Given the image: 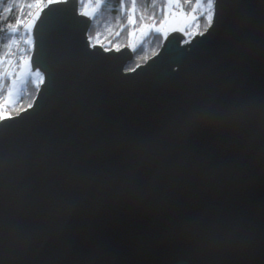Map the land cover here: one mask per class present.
I'll list each match as a JSON object with an SVG mask.
<instances>
[{
    "label": "water",
    "instance_id": "obj_1",
    "mask_svg": "<svg viewBox=\"0 0 264 264\" xmlns=\"http://www.w3.org/2000/svg\"><path fill=\"white\" fill-rule=\"evenodd\" d=\"M211 2L126 74L77 0L41 12L42 84L0 123V264H264V0Z\"/></svg>",
    "mask_w": 264,
    "mask_h": 264
},
{
    "label": "trees",
    "instance_id": "obj_2",
    "mask_svg": "<svg viewBox=\"0 0 264 264\" xmlns=\"http://www.w3.org/2000/svg\"><path fill=\"white\" fill-rule=\"evenodd\" d=\"M43 0H0V77L4 72L6 60L13 48V37L23 20L28 18L37 4ZM179 6L190 12L197 6V0H178ZM86 2V0H83ZM98 6L95 15L89 19L87 43L90 49L98 48L104 53H117L127 50L129 34L142 28H158L166 10V0H90ZM79 4L78 14L81 16ZM199 11V12H198ZM198 16L191 27L196 37L206 33L212 18L211 0H206L198 10ZM132 23V24H131ZM181 43V39L178 40ZM164 43L160 35L151 34L145 42L132 52V61L124 70L134 71L155 58ZM126 74V73H125ZM41 79V78H40ZM42 84V83H41ZM39 83L29 81L22 90V95L13 108L6 111L23 114L33 107Z\"/></svg>",
    "mask_w": 264,
    "mask_h": 264
},
{
    "label": "rangeland",
    "instance_id": "obj_3",
    "mask_svg": "<svg viewBox=\"0 0 264 264\" xmlns=\"http://www.w3.org/2000/svg\"><path fill=\"white\" fill-rule=\"evenodd\" d=\"M205 1L206 0H197L196 8H194L193 10L187 13L179 6L178 0H166V10L164 13V20L162 24L155 29L148 27V28H142L136 32L131 31L129 34V42H128L127 50H129L131 53L134 52L136 49H138V47H140L145 42V40L151 34L160 35L164 39V42L169 36L173 34H179L184 38L181 45L182 46L188 45L196 37V35L192 31H190V29L198 17L196 15L197 11L202 8L203 3ZM66 2L67 0H43L42 2L36 5L30 16H32L34 13H36L43 7L47 9L48 6L56 5V4H64ZM77 4L78 7L79 4H82L80 7V13L81 16L87 20L91 19L98 10V6H93L90 3V0H86V2H83V0H77ZM13 42H14V37H13ZM28 43L30 45L33 44L31 40L28 41ZM31 52L32 51L29 50L27 51V49L25 48L22 51V59L15 66V71L7 75L8 83L5 84L3 105L0 107V123L4 120L7 121L20 115L18 112L6 111L5 108H13L16 105V103L19 100L20 93H22L24 86L29 81L33 83L37 82L39 83V85H41L42 83V79H40L38 74H31L30 72L29 60L31 57ZM153 58H151L150 60H152ZM8 59L9 58H7L6 60V65H8ZM146 64L142 66H145ZM131 72L133 71L125 72V73H131Z\"/></svg>",
    "mask_w": 264,
    "mask_h": 264
},
{
    "label": "built area",
    "instance_id": "obj_4",
    "mask_svg": "<svg viewBox=\"0 0 264 264\" xmlns=\"http://www.w3.org/2000/svg\"><path fill=\"white\" fill-rule=\"evenodd\" d=\"M68 1V0H67ZM48 5V4H47ZM46 5V7H47ZM45 7L34 13L32 16H29L21 22L19 28L14 34V42L12 51L8 56V65H6L3 74L0 77V107L3 105V96L5 93V84L8 83L7 75L15 71V66L22 59V51L26 48L27 51H32V45L28 43L31 40L32 30L37 22L41 12H43ZM32 54V52H31ZM22 95L20 93L19 97Z\"/></svg>",
    "mask_w": 264,
    "mask_h": 264
},
{
    "label": "bare ground",
    "instance_id": "obj_5",
    "mask_svg": "<svg viewBox=\"0 0 264 264\" xmlns=\"http://www.w3.org/2000/svg\"><path fill=\"white\" fill-rule=\"evenodd\" d=\"M80 16V15H79Z\"/></svg>",
    "mask_w": 264,
    "mask_h": 264
}]
</instances>
